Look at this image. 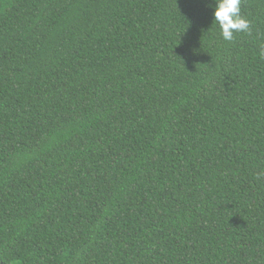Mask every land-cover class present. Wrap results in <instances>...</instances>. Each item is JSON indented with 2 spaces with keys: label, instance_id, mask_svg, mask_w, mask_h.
<instances>
[{
  "label": "trees",
  "instance_id": "1",
  "mask_svg": "<svg viewBox=\"0 0 264 264\" xmlns=\"http://www.w3.org/2000/svg\"><path fill=\"white\" fill-rule=\"evenodd\" d=\"M0 0V264H264V0Z\"/></svg>",
  "mask_w": 264,
  "mask_h": 264
},
{
  "label": "clouds",
  "instance_id": "2",
  "mask_svg": "<svg viewBox=\"0 0 264 264\" xmlns=\"http://www.w3.org/2000/svg\"><path fill=\"white\" fill-rule=\"evenodd\" d=\"M242 0H211L214 22L219 27L220 36L226 42H232L235 35H251L252 23L241 13Z\"/></svg>",
  "mask_w": 264,
  "mask_h": 264
}]
</instances>
